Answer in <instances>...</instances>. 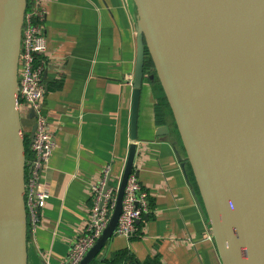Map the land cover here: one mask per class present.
Masks as SVG:
<instances>
[{
  "label": "water",
  "instance_id": "1",
  "mask_svg": "<svg viewBox=\"0 0 264 264\" xmlns=\"http://www.w3.org/2000/svg\"><path fill=\"white\" fill-rule=\"evenodd\" d=\"M132 1V144L110 222L79 264H90L114 236L136 157L140 91L145 79H154L144 74L145 53L222 264H264V0ZM26 7L27 0H0V264H27V145L17 90Z\"/></svg>",
  "mask_w": 264,
  "mask_h": 264
},
{
  "label": "crops",
  "instance_id": "2",
  "mask_svg": "<svg viewBox=\"0 0 264 264\" xmlns=\"http://www.w3.org/2000/svg\"><path fill=\"white\" fill-rule=\"evenodd\" d=\"M44 8L42 105L55 148L43 172L49 199L39 227L27 236V264H64L86 225L89 185L111 163L113 174L122 176L132 144L137 12L132 0H46ZM159 87L154 79L143 82L133 143L150 215L138 223V236H113L95 260L126 250L139 264L155 258L222 264L189 165L179 161L185 154ZM20 116L29 149L34 123L24 107Z\"/></svg>",
  "mask_w": 264,
  "mask_h": 264
},
{
  "label": "built area",
  "instance_id": "3",
  "mask_svg": "<svg viewBox=\"0 0 264 264\" xmlns=\"http://www.w3.org/2000/svg\"><path fill=\"white\" fill-rule=\"evenodd\" d=\"M27 2L19 54L18 99L19 108L33 113L35 129L28 152L25 154L24 201L28 234H34L40 225L41 211L49 195L43 185V172L48 168L55 148L54 133L50 129L42 100L45 95L43 85L46 54L45 21L46 0ZM121 175L113 174V163L105 166L99 178L89 185L90 208L82 234L72 242L64 264H79L94 246L113 215ZM150 215L149 194L138 179L133 167L129 175L121 203L114 236L131 239L140 234L138 223H146Z\"/></svg>",
  "mask_w": 264,
  "mask_h": 264
},
{
  "label": "trees",
  "instance_id": "4",
  "mask_svg": "<svg viewBox=\"0 0 264 264\" xmlns=\"http://www.w3.org/2000/svg\"><path fill=\"white\" fill-rule=\"evenodd\" d=\"M144 74H154V82L156 85L159 86V82L155 76V72H154V66L152 64V61L149 57V55L147 53H145V60H144ZM160 88V87H159ZM26 140V145H27V150L26 152H28V138H25ZM188 173H189V177L191 178V180H194V177L192 175L191 169L188 166ZM196 191L198 190L197 187L195 188ZM91 264H139L135 258L126 250L115 253L114 255H112L111 259H106L105 257L101 258L98 261H93ZM145 264H160L158 258H155L154 260H151L149 262H146Z\"/></svg>",
  "mask_w": 264,
  "mask_h": 264
},
{
  "label": "bare ground",
  "instance_id": "5",
  "mask_svg": "<svg viewBox=\"0 0 264 264\" xmlns=\"http://www.w3.org/2000/svg\"><path fill=\"white\" fill-rule=\"evenodd\" d=\"M27 2H28V0H27ZM32 2H33L32 0H29V4H32Z\"/></svg>",
  "mask_w": 264,
  "mask_h": 264
},
{
  "label": "rangeland",
  "instance_id": "6",
  "mask_svg": "<svg viewBox=\"0 0 264 264\" xmlns=\"http://www.w3.org/2000/svg\"><path fill=\"white\" fill-rule=\"evenodd\" d=\"M156 76V75H155Z\"/></svg>",
  "mask_w": 264,
  "mask_h": 264
}]
</instances>
